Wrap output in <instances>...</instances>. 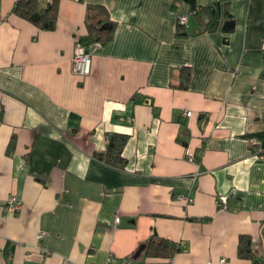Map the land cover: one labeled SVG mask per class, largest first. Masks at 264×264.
Listing matches in <instances>:
<instances>
[{"label": "crops", "instance_id": "1", "mask_svg": "<svg viewBox=\"0 0 264 264\" xmlns=\"http://www.w3.org/2000/svg\"><path fill=\"white\" fill-rule=\"evenodd\" d=\"M17 1L0 0V264H252L242 236L263 257L264 0H196L218 10L212 31L182 0H60L54 30ZM97 5L115 32L83 79ZM112 133L129 136L123 170L97 158ZM153 234L179 250L134 258Z\"/></svg>", "mask_w": 264, "mask_h": 264}, {"label": "trees", "instance_id": "2", "mask_svg": "<svg viewBox=\"0 0 264 264\" xmlns=\"http://www.w3.org/2000/svg\"><path fill=\"white\" fill-rule=\"evenodd\" d=\"M187 2L194 14L206 13L210 19L203 29L212 31L217 25L218 10L215 6L200 7L196 0H182ZM60 0H51L43 6L40 0H18L12 9V14L38 26L42 30H54L56 27ZM214 8V9H213ZM96 11H90L86 18L87 34L79 41L88 49L94 44L106 45L112 41L115 32V23L106 15L103 6L97 5ZM214 10V11H213ZM183 24L179 23L177 34L186 35ZM236 23L231 14H227V19L223 25L225 33H232ZM189 80V74L184 75L180 86L186 88ZM135 100V97L133 98ZM129 140L128 135L112 133L108 136V144L105 152L97 154V158L105 164L117 169H125L127 161L123 156V150ZM186 144L185 141H182ZM13 142H11V145ZM264 152H261L263 155ZM148 256L155 258H171L179 248L171 241L158 238L153 234L151 239L145 245ZM238 256L244 259H250L252 264H264V256H257L252 250L250 238L242 236L239 241Z\"/></svg>", "mask_w": 264, "mask_h": 264}, {"label": "built area", "instance_id": "3", "mask_svg": "<svg viewBox=\"0 0 264 264\" xmlns=\"http://www.w3.org/2000/svg\"><path fill=\"white\" fill-rule=\"evenodd\" d=\"M180 23L183 25H186L187 18L186 17L181 18ZM261 49L264 52V40H263ZM72 65H73L74 74L80 78L84 79L91 74L92 57H91V54L88 48L79 41V38L76 39L75 53L72 59ZM186 115L190 116L191 114L186 113ZM188 158L190 161L194 160L193 155L191 153H189ZM178 199L179 201L184 202V203H189L192 201L191 198H178ZM7 206L11 213L16 214L19 212L21 208V201L17 198V196H14V195L10 196L7 200ZM119 222H120V218L117 217L115 219V224H118ZM47 235L48 234L46 232H41L39 234V239H44L45 237H47Z\"/></svg>", "mask_w": 264, "mask_h": 264}, {"label": "water", "instance_id": "4", "mask_svg": "<svg viewBox=\"0 0 264 264\" xmlns=\"http://www.w3.org/2000/svg\"><path fill=\"white\" fill-rule=\"evenodd\" d=\"M145 245H142L138 250H137V252L135 253V255H134V258H137V257H139L140 255H141V253L145 250Z\"/></svg>", "mask_w": 264, "mask_h": 264}]
</instances>
